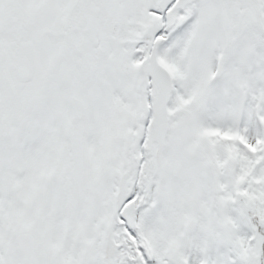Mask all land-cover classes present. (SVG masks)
<instances>
[{
  "label": "snow or ice",
  "instance_id": "1",
  "mask_svg": "<svg viewBox=\"0 0 264 264\" xmlns=\"http://www.w3.org/2000/svg\"><path fill=\"white\" fill-rule=\"evenodd\" d=\"M0 264H264V0H0Z\"/></svg>",
  "mask_w": 264,
  "mask_h": 264
}]
</instances>
